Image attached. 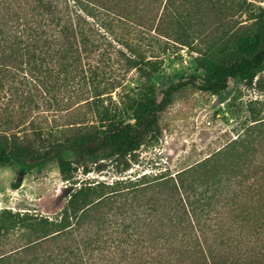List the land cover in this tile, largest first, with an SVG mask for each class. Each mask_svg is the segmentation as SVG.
<instances>
[{
	"label": "trees",
	"instance_id": "16d2710c",
	"mask_svg": "<svg viewBox=\"0 0 264 264\" xmlns=\"http://www.w3.org/2000/svg\"><path fill=\"white\" fill-rule=\"evenodd\" d=\"M168 47L196 54L199 83L157 90ZM234 80L264 91V0H0V167L54 162L75 186L52 218L0 210V264H264L262 100L242 134L172 175L75 181L105 161L127 172L183 88Z\"/></svg>",
	"mask_w": 264,
	"mask_h": 264
},
{
	"label": "rangeland",
	"instance_id": "374dc122",
	"mask_svg": "<svg viewBox=\"0 0 264 264\" xmlns=\"http://www.w3.org/2000/svg\"><path fill=\"white\" fill-rule=\"evenodd\" d=\"M243 20V17L236 19L242 25ZM134 31L130 39L145 48L150 35L142 30ZM153 52L157 54L156 50ZM159 56L163 62V72L153 79L158 91H164L190 76L195 77L198 83L201 80L203 72L195 63L196 54L190 50L168 47L167 52H160ZM255 100L264 101V91L244 87L237 80L230 81L228 89L218 94L204 93L187 86L158 115V140L140 148L137 162L131 164L127 172L119 173L120 167L114 162L105 161L99 170L94 168L87 175L78 171L75 181L111 184L118 179H135L144 174L172 175L209 157L242 134L247 125L246 103ZM64 157L74 160L69 152H65ZM17 183L20 187L13 190L12 185ZM74 188L72 183L62 182L54 162L33 171L0 167V210L52 218Z\"/></svg>",
	"mask_w": 264,
	"mask_h": 264
}]
</instances>
